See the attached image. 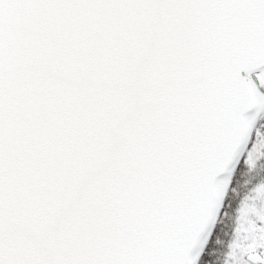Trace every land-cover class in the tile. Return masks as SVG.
<instances>
[{"label": "snow or ice", "instance_id": "1", "mask_svg": "<svg viewBox=\"0 0 264 264\" xmlns=\"http://www.w3.org/2000/svg\"><path fill=\"white\" fill-rule=\"evenodd\" d=\"M0 264H264V0H0Z\"/></svg>", "mask_w": 264, "mask_h": 264}]
</instances>
